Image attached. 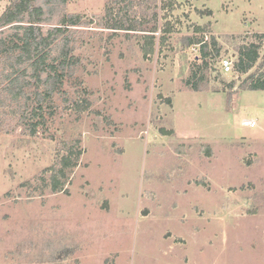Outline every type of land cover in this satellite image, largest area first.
<instances>
[{
  "label": "rangeland",
  "instance_id": "rangeland-1",
  "mask_svg": "<svg viewBox=\"0 0 264 264\" xmlns=\"http://www.w3.org/2000/svg\"><path fill=\"white\" fill-rule=\"evenodd\" d=\"M38 4L43 31L78 16L74 63L45 131L26 133L0 99V264H264V90L240 89L233 67L256 43L250 72L264 73V0ZM109 12L138 30L108 28Z\"/></svg>",
  "mask_w": 264,
  "mask_h": 264
},
{
  "label": "trees",
  "instance_id": "trees-1",
  "mask_svg": "<svg viewBox=\"0 0 264 264\" xmlns=\"http://www.w3.org/2000/svg\"><path fill=\"white\" fill-rule=\"evenodd\" d=\"M66 1L43 0L47 11L63 5ZM127 2L131 4L132 0ZM110 13L107 15L113 23L108 28L138 30L132 22L124 25L119 19H113ZM44 14V8L38 4V0H14L0 15V58H3V66H0V99L5 104L13 105L11 113L17 116V124L22 125L29 135H36L39 130L45 131L48 128L47 124L55 114L52 96L63 92L68 70L74 63L70 53L68 27L79 22L78 16H65L57 25L43 31L41 21ZM6 28L10 32L4 36ZM146 31L148 33L145 38L149 45L147 54L153 51L156 27ZM263 36L264 33L259 37ZM188 42L200 44V52L203 57L207 56L209 46L202 38L192 37ZM212 44H215L214 40ZM215 51L217 54L218 50ZM258 58L259 45L256 43L238 49L237 60L233 64L234 71L247 74L240 89L264 90V73L250 72ZM203 64L207 66L208 63L205 60ZM196 66L199 67L198 64ZM196 74L192 73L194 78L197 77ZM202 77L201 75L192 83L194 90L198 89V81ZM77 145L67 147L65 155H61L59 167L51 175L50 189L53 192L64 190L69 174L78 165L82 151Z\"/></svg>",
  "mask_w": 264,
  "mask_h": 264
},
{
  "label": "built area",
  "instance_id": "built-area-1",
  "mask_svg": "<svg viewBox=\"0 0 264 264\" xmlns=\"http://www.w3.org/2000/svg\"><path fill=\"white\" fill-rule=\"evenodd\" d=\"M221 66L222 68L224 69V72H228L231 70L232 68V59L229 58V57H226L224 58L222 61H221ZM245 125H248V126H254L255 125V121L252 120V119H247L243 122Z\"/></svg>",
  "mask_w": 264,
  "mask_h": 264
}]
</instances>
